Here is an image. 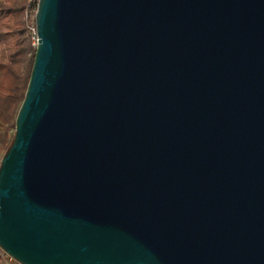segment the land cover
<instances>
[{"label":"water","instance_id":"obj_1","mask_svg":"<svg viewBox=\"0 0 264 264\" xmlns=\"http://www.w3.org/2000/svg\"><path fill=\"white\" fill-rule=\"evenodd\" d=\"M0 166L19 264H264V0H39Z\"/></svg>","mask_w":264,"mask_h":264},{"label":"trees","instance_id":"obj_2","mask_svg":"<svg viewBox=\"0 0 264 264\" xmlns=\"http://www.w3.org/2000/svg\"><path fill=\"white\" fill-rule=\"evenodd\" d=\"M39 0H0V142L8 150L16 133V118L31 79L37 47L27 18ZM13 130L12 137L9 131Z\"/></svg>","mask_w":264,"mask_h":264},{"label":"rangeland","instance_id":"obj_3","mask_svg":"<svg viewBox=\"0 0 264 264\" xmlns=\"http://www.w3.org/2000/svg\"><path fill=\"white\" fill-rule=\"evenodd\" d=\"M32 23H33V18L28 17L27 18V25H31ZM13 133H14L13 130L9 131V137L10 138L12 137ZM6 153H7V148L4 149L3 147H1V142H0V166H1V162H2ZM0 264H19V263H17L16 261L10 262L5 251L0 248Z\"/></svg>","mask_w":264,"mask_h":264},{"label":"built area","instance_id":"obj_4","mask_svg":"<svg viewBox=\"0 0 264 264\" xmlns=\"http://www.w3.org/2000/svg\"><path fill=\"white\" fill-rule=\"evenodd\" d=\"M28 28H29V30L31 31V33H32V41H33V45L34 46H37V44H38V36H37V32H36V24L33 22L31 25H28ZM8 258H9V261L10 262H13L14 260L12 259V258H10L9 256H8Z\"/></svg>","mask_w":264,"mask_h":264}]
</instances>
